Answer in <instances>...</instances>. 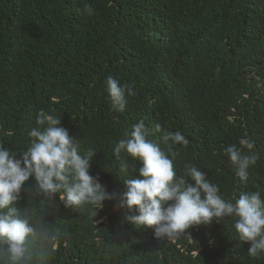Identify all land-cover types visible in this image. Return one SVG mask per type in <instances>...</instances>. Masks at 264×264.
Here are the masks:
<instances>
[{"label": "trees", "instance_id": "obj_1", "mask_svg": "<svg viewBox=\"0 0 264 264\" xmlns=\"http://www.w3.org/2000/svg\"><path fill=\"white\" fill-rule=\"evenodd\" d=\"M109 75L135 85L123 112L105 90ZM40 109L61 120L81 154L94 153L90 174L116 197L93 217L91 205L65 208L41 194L28 202L22 189L14 206L30 207L33 223L56 237L46 264H264L231 217L162 240L129 222L118 201L140 164L113 152L143 121L171 155L159 124L188 141L171 148L177 175L189 163L225 199L257 190L264 198V0H0V145L17 158ZM241 138L256 157L246 184L224 152Z\"/></svg>", "mask_w": 264, "mask_h": 264}, {"label": "clouds", "instance_id": "obj_2", "mask_svg": "<svg viewBox=\"0 0 264 264\" xmlns=\"http://www.w3.org/2000/svg\"><path fill=\"white\" fill-rule=\"evenodd\" d=\"M84 11L93 14L90 5H85ZM104 84L112 108L123 112L127 97L135 95V85L121 84L111 75ZM36 125L28 132V147L19 158L0 145V253L7 264H46L56 240L43 223H33L30 207L14 206L22 198V189L28 202L41 194L46 200L58 195L65 208L91 205L93 217L103 208L104 201L116 199L98 177L90 174L94 153L89 150L81 154L78 141L60 119L40 109ZM155 130L163 132L162 140L171 155L149 139L150 131L143 121L134 124L113 147L117 158L124 152L140 164L134 168L138 176L123 181L125 191L118 201V207L130 213L129 222L153 228L154 238L162 240L185 233L192 226L231 217L236 237L250 245L248 255L256 258L264 253L262 193L241 192L225 199L207 174L189 163L184 165L183 174L177 175L171 148L187 145L188 141L181 132L161 129L159 124ZM239 145H229L224 152L235 175L246 184L247 170L256 163V157L244 154V149H253L254 142L241 138ZM30 178L34 180L31 190L25 186ZM34 242L39 243V249L32 248Z\"/></svg>", "mask_w": 264, "mask_h": 264}]
</instances>
